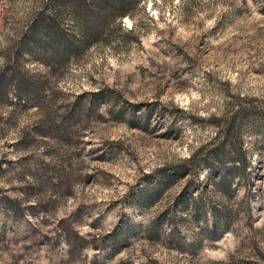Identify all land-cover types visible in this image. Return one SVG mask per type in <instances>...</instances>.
<instances>
[{"label": "rangeland", "instance_id": "obj_1", "mask_svg": "<svg viewBox=\"0 0 264 264\" xmlns=\"http://www.w3.org/2000/svg\"><path fill=\"white\" fill-rule=\"evenodd\" d=\"M0 264H264V0H0Z\"/></svg>", "mask_w": 264, "mask_h": 264}, {"label": "trees", "instance_id": "obj_2", "mask_svg": "<svg viewBox=\"0 0 264 264\" xmlns=\"http://www.w3.org/2000/svg\"><path fill=\"white\" fill-rule=\"evenodd\" d=\"M100 1H102V3H103L104 5H107V4H109V1H110V0H100ZM116 4H117L118 8L115 7V8H113V9H114V10L117 9L116 11L118 12L119 17H123L125 14H127L123 2L120 1V4H119V3H116ZM118 4H119V5H118ZM26 92L28 93L27 90H26Z\"/></svg>", "mask_w": 264, "mask_h": 264}]
</instances>
